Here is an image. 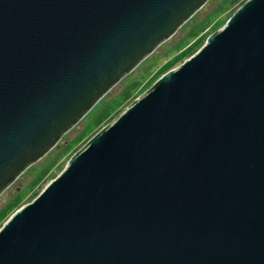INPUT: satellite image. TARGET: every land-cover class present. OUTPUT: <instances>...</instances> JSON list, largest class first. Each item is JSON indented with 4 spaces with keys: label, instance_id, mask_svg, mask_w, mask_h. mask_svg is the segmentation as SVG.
<instances>
[{
    "label": "water",
    "instance_id": "1",
    "mask_svg": "<svg viewBox=\"0 0 264 264\" xmlns=\"http://www.w3.org/2000/svg\"><path fill=\"white\" fill-rule=\"evenodd\" d=\"M206 1L0 0V194ZM0 264H264V0L15 208Z\"/></svg>",
    "mask_w": 264,
    "mask_h": 264
},
{
    "label": "rangeland",
    "instance_id": "2",
    "mask_svg": "<svg viewBox=\"0 0 264 264\" xmlns=\"http://www.w3.org/2000/svg\"><path fill=\"white\" fill-rule=\"evenodd\" d=\"M220 1L221 0H207L206 3L196 11L197 19L211 16V19L206 24L205 28L199 31L196 35L188 38L185 35L186 29L180 30L179 27L172 36L163 41L140 63V65L135 67L131 74L128 73L118 83H116L103 96L104 101L112 99L115 101H113L114 107L109 116H107L98 125L92 124L91 118L95 110V107L93 106L94 108L92 107V109L83 118H81L71 129H69L54 147H52L42 158L34 162L25 171H23L19 177L0 194V206L16 193H20L22 197L15 208L19 207L25 202L30 201L38 194V192L50 179L55 177L61 171L70 154L78 149L91 134H93L100 126L110 121L131 100L146 90L151 85V83L162 72H164V70L178 66L185 58L191 55V51L186 52L188 48L196 47L197 50L204 42L207 34L221 27L229 13L232 12L236 5H238V2L231 3L224 9L214 11L215 7ZM134 77L142 79L140 85L131 92V95L128 98L121 99L119 92L121 91L124 84ZM118 100H120V102L116 103ZM79 134H81L82 137L79 140L74 141V138H76V136ZM67 144H69V147L62 154H60L54 165H52L44 177L39 180V182L30 187L29 183L37 173L38 169L45 165L59 149L66 146ZM36 191L37 194H35ZM9 214L7 216H9ZM4 220L0 222V226Z\"/></svg>",
    "mask_w": 264,
    "mask_h": 264
},
{
    "label": "trees",
    "instance_id": "3",
    "mask_svg": "<svg viewBox=\"0 0 264 264\" xmlns=\"http://www.w3.org/2000/svg\"><path fill=\"white\" fill-rule=\"evenodd\" d=\"M243 0H221L218 5L215 7L214 11H219L221 9L226 8L229 4L231 3H241ZM237 6V5H236ZM235 9V7L233 8V10ZM232 10V11H233ZM231 14V12L229 13V15ZM228 15V16H229ZM227 16V17H228ZM211 19V16H206L202 19H197V12L195 14H193L181 27L180 30L182 29H186L185 31V35L189 38L192 37L194 35H196L199 31H201L203 28H205L206 24L209 22V20ZM227 19V18H226ZM225 19V20H226ZM196 47L194 48H188V50L186 52H190L193 53L195 52ZM140 65V64H139ZM137 67V66H136ZM167 70V69H166ZM165 71V70H164ZM133 72V70L130 72V74ZM129 74V75H130ZM140 78L134 77L131 80H129L128 82H126L124 84V86L122 87L121 91L119 92V95L121 97V99L123 98H128L131 95V92L140 85L141 83ZM113 99L112 100H106L104 101V98L102 97L95 105V110L93 113V116L91 118L92 124L98 125L100 124L107 116H109V114L111 113L112 109H113ZM115 102V101H114ZM120 100L116 101V103H119ZM93 107V108H94ZM81 134H79L78 136H76V138H74V141H77L81 138ZM69 144H67L66 146L62 147L61 149H59L51 158L50 160L43 165L42 167H40L37 171V173L34 175V177L32 178L31 182L29 183V186L32 187L34 184H36L37 182H39V180H41L44 175L48 172V170L52 167V165H54V163L56 162L57 158L60 156V154H62L69 146ZM35 194H37V191L35 192ZM34 194V195H35ZM21 194L20 193H16L14 195H12V197H10L3 205L0 206V222H2V220H4L6 217H8L7 215L12 212L14 210V208L18 205L20 199H21Z\"/></svg>",
    "mask_w": 264,
    "mask_h": 264
}]
</instances>
